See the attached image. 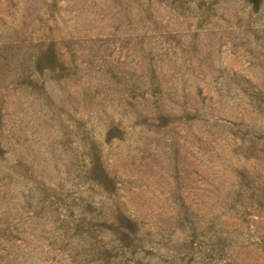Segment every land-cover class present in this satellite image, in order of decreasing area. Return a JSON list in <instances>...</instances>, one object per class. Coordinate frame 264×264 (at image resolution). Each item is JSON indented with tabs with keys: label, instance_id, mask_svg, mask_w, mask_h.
<instances>
[{
	"label": "rangeland",
	"instance_id": "rangeland-1",
	"mask_svg": "<svg viewBox=\"0 0 264 264\" xmlns=\"http://www.w3.org/2000/svg\"><path fill=\"white\" fill-rule=\"evenodd\" d=\"M0 264H264V0H0Z\"/></svg>",
	"mask_w": 264,
	"mask_h": 264
}]
</instances>
